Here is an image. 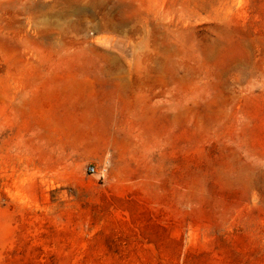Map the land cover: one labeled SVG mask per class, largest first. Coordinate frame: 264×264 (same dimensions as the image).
Masks as SVG:
<instances>
[{"label":"rangeland","instance_id":"1","mask_svg":"<svg viewBox=\"0 0 264 264\" xmlns=\"http://www.w3.org/2000/svg\"><path fill=\"white\" fill-rule=\"evenodd\" d=\"M0 264H264V0H0Z\"/></svg>","mask_w":264,"mask_h":264},{"label":"built area","instance_id":"2","mask_svg":"<svg viewBox=\"0 0 264 264\" xmlns=\"http://www.w3.org/2000/svg\"><path fill=\"white\" fill-rule=\"evenodd\" d=\"M90 172L92 173V174H95L96 173V169H90Z\"/></svg>","mask_w":264,"mask_h":264}]
</instances>
